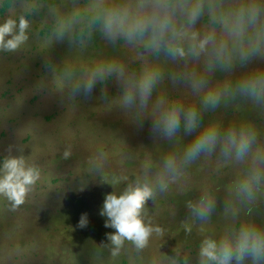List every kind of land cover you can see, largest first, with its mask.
Instances as JSON below:
<instances>
[{"label": "rangeland", "instance_id": "374dc122", "mask_svg": "<svg viewBox=\"0 0 264 264\" xmlns=\"http://www.w3.org/2000/svg\"><path fill=\"white\" fill-rule=\"evenodd\" d=\"M185 2L189 7H224L229 0ZM164 6L167 11L170 7L176 27L186 25L180 6L165 0H15L0 17L3 21L24 15L30 22L29 38L21 48L0 51V159L23 156L41 173L18 208L0 200V264H123L125 259L129 264H199L203 239L234 237L244 225L264 231V178L254 186L251 199L238 190L253 166L264 173V162L253 160L257 152L264 154V103L241 95L237 88L254 73L264 76V0L249 3L261 10L255 22L243 15L245 4L241 12L226 15L203 11L199 18L207 23L198 19L191 30L201 36L214 33L215 44L183 58L153 47L150 32L129 40L123 34L111 36L103 27L106 10H126L127 23H133L164 11ZM97 19L102 23L92 29ZM237 23L241 31L234 36L230 29ZM169 42L185 49L190 44L186 39ZM242 52L249 53L246 61L241 60ZM132 61L141 63L135 66ZM175 63L181 64L173 71L179 78L160 74L167 66H180ZM110 66H122L123 77L105 72L85 94L82 85L93 70ZM148 72L159 76L147 104L126 106L125 88L135 89ZM216 94L220 99L215 106L205 103L207 96ZM169 105L181 109V127L171 138L153 130V122ZM189 109L198 113L199 128L192 133L182 128ZM212 109L216 114L208 117ZM202 126L221 133L249 128L255 142L242 160L224 156L218 145L168 173L166 159L181 162ZM66 150L71 152L67 159ZM161 175L168 187H157L144 215L162 233H153L143 249L126 241L113 255L106 234L114 229L106 228L100 215L106 194L138 179L155 185ZM202 203L211 204L203 218L195 211ZM84 213L89 222L81 228ZM241 264L252 261L246 257Z\"/></svg>", "mask_w": 264, "mask_h": 264}, {"label": "clouds", "instance_id": "9594fccd", "mask_svg": "<svg viewBox=\"0 0 264 264\" xmlns=\"http://www.w3.org/2000/svg\"><path fill=\"white\" fill-rule=\"evenodd\" d=\"M162 12L153 13L151 16L137 19L133 23H127L128 13L126 10L109 9L104 13L103 27L111 36L117 34L125 35L129 40L137 36H144L151 33V44L157 49H163L173 58H183L186 55H200L207 50L209 44H215V34L209 33L201 36L198 32L192 31V26L203 14L202 4L193 6L181 5L180 10L187 18L186 25L176 27L173 23V16L164 6ZM258 7H250L247 12V20L255 22L260 15ZM30 22L26 16L18 18L8 17L0 21V51L15 52L28 40ZM232 35H239L241 27L239 23L230 29ZM58 38H63V31L58 33ZM171 40H188L189 47L169 42ZM223 45L217 48L218 55L222 52ZM249 53L242 52L241 60L246 61ZM105 72H117L121 77L124 75L122 66H110L105 69H95L83 82L82 90L85 94L93 91L96 81ZM156 72L145 73L137 82L135 89L125 88L123 103L126 106L139 104L145 106L151 95L152 89L158 79ZM241 95L252 98L257 103H264V76H253L242 81L238 86ZM220 95H210L205 98V103L215 106ZM164 103L163 100L160 101ZM181 127V109L179 106H170L164 110L159 119L153 122V130L171 138ZM198 127V113L196 109H189L184 113V130L192 132ZM255 142V133L249 128H232L221 133L216 128L201 130L186 146L184 157L177 162L175 157L166 159L164 167L170 174L178 171L181 164H187L202 153H211L219 145L224 156H234L242 160L252 149ZM71 155L70 150L64 153L67 159ZM254 162H264V154L257 152L253 157ZM40 170L29 164L23 156H7L0 159V200H6L12 209H16L25 203L33 187L40 180ZM264 178L258 168L253 166L249 177L240 182L238 190L240 194L251 199L254 186L258 185ZM157 187L163 191L168 187L164 175L158 177L156 184L147 180H137L128 183L122 191H113L106 194L102 204L100 215L105 217V227L114 229L107 233V240L112 246L113 255L119 253L125 242H131L137 249L145 248L153 233L160 234L163 229L159 225H153L146 221L144 209L147 201L154 198ZM211 209V204L203 203L195 208L197 214L203 218ZM88 215H81L79 226L84 228L88 224ZM250 258L252 264H264V231L251 225L241 226L234 237H224L219 240L208 237L201 241L199 246V264H241L245 258ZM186 264V262H185Z\"/></svg>", "mask_w": 264, "mask_h": 264}, {"label": "trees", "instance_id": "16d2710c", "mask_svg": "<svg viewBox=\"0 0 264 264\" xmlns=\"http://www.w3.org/2000/svg\"><path fill=\"white\" fill-rule=\"evenodd\" d=\"M0 1H1V5H0V17H2L6 13V11H8L9 8L13 5V3H14L15 0H0ZM165 1H166V3H168V5H172L173 4V6H176V7L187 4L185 2L186 0H165ZM234 1L235 0H229L228 5H224V7L221 6V4H219V3H214L213 6H211V7L208 6V5H203L204 12H207V15H210V16L212 15V12H218L219 14L222 13V15L223 14L226 15L229 12H235L237 9H239V11L241 12V6H243L244 4H245V7H247V10L250 8L249 3H250L251 0H242V1H239L238 3L237 2H234ZM247 10H246V12H247ZM168 11H170V7H169V10ZM246 12L244 11V13H246ZM243 15L246 17V14H243ZM215 17L214 18L212 17L211 19H213V23L217 24L218 21H217V18H215ZM220 17H222V16H220ZM199 19L200 20L202 19L203 22H206L207 23V20L206 19H204V18H199ZM101 23H102V21L100 19H97V21H95L94 24H92L90 27L92 29H94V28H96L97 25H100ZM48 30H50V29H47V31ZM262 31L264 32V28H262ZM261 46L264 47V42L262 43ZM140 63L141 62H139V64ZM132 64H135V66H138L139 65V64H136V62L134 63L133 61H132ZM175 64L180 65V66L179 67L177 65H176L177 67H175V66L168 67L167 66L165 68V71L163 73H160V74L163 75L164 77H167L169 75L170 76L169 80H171L172 78H176L177 76L179 78V74L178 73H175L173 71H176L177 72L178 68H181L182 61H181V64H179V63H175ZM131 66H133V65H131ZM253 76H259V75H258V73H254ZM165 80H167V78L164 79L163 82ZM170 93H172V92H170ZM167 95H169V93ZM174 96L177 97L178 95L175 94ZM235 102H236L235 99L234 100H231V103H235ZM230 110H231V112L233 111L231 108H230ZM223 111H224V109H222L221 112H223ZM215 114H216V111L214 112V109H212L211 110V113L209 115L208 114L207 115H208V117H212ZM182 128H184V125L182 126ZM197 128H199V126ZM202 128L204 129V126H202ZM193 131L195 132L196 130L194 129ZM123 262H124L123 264H129V260H126L125 259Z\"/></svg>", "mask_w": 264, "mask_h": 264}]
</instances>
